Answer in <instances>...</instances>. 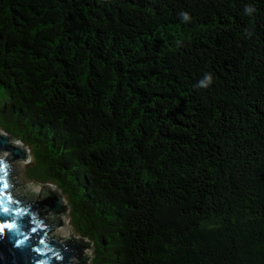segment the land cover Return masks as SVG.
I'll use <instances>...</instances> for the list:
<instances>
[{"label":"trees","instance_id":"obj_1","mask_svg":"<svg viewBox=\"0 0 264 264\" xmlns=\"http://www.w3.org/2000/svg\"><path fill=\"white\" fill-rule=\"evenodd\" d=\"M0 93L98 264H264V0H0Z\"/></svg>","mask_w":264,"mask_h":264},{"label":"water","instance_id":"obj_2","mask_svg":"<svg viewBox=\"0 0 264 264\" xmlns=\"http://www.w3.org/2000/svg\"><path fill=\"white\" fill-rule=\"evenodd\" d=\"M2 132L0 131V141L3 142L0 161L5 163L0 170V193H3L0 203L10 211H0V223H15L17 227L6 229L0 234V264H85L82 259L84 246L79 240L84 244L86 239L64 243L48 237L50 229L58 226L59 221L62 224L59 217L71 208L63 200L61 190L54 184H47L45 187H53L55 193L49 192L44 199L38 201L25 198L19 178L14 172V164L31 159L30 150L13 135L3 130ZM4 183H7V188L3 187ZM48 212L50 216H47ZM33 228L36 229L35 232L32 231ZM41 240L44 243H40ZM18 242L22 243L17 246Z\"/></svg>","mask_w":264,"mask_h":264},{"label":"rangeland","instance_id":"obj_3","mask_svg":"<svg viewBox=\"0 0 264 264\" xmlns=\"http://www.w3.org/2000/svg\"><path fill=\"white\" fill-rule=\"evenodd\" d=\"M4 98V101H5V98H7V95L6 93H0V97ZM0 131L2 132V129L0 128ZM22 142V141H21ZM19 143V142H18ZM23 143V142H22ZM24 145V144H23ZM30 150V149H29ZM31 153V152H30ZM32 157V156H31ZM27 165H29V160L27 163L23 162V161H18L14 164V172L16 173V175L18 176L19 178V184H20V188H21V191H22V194L24 195L25 198H27L28 200L30 201H38V200H42L44 199V197L46 196L45 192L44 193H41V195H32V194H29L26 192V186L27 185H33V184H36L37 182L35 181H28L26 180L24 177H23V169L24 167H26ZM36 168H39L41 167L40 165H33ZM30 183V184H29ZM47 184H51V183H46V184H43V183H38L36 184V187H38V190L41 186H44L45 185L47 186ZM43 188V187H42ZM59 189V188H58ZM30 197V198H29ZM64 199L66 200V198L64 197ZM68 203V202H67ZM70 206V205H69ZM71 209V208H70ZM68 215H69V220L67 222V225L65 226H62L60 224V221H59V225L50 229L48 231V237L50 239H53V240H57L59 242H64V243H67V242H76L78 239H80L79 236L76 235V233L74 232L72 226H71V216H70V210L68 212ZM47 216H50V212L47 213ZM64 216L61 217V219L63 218ZM62 222V221H61ZM64 224V222H63ZM69 231H68V230ZM50 233V234H49ZM66 233H68L70 235V233L72 234L70 237H66ZM74 236V237H73ZM63 237V238H61ZM74 238V239H73ZM64 240V241H63ZM80 241V244H82V246H84V248L82 249V259H83V262L85 264H98V256L99 254L95 251V247L93 246H90V243H88L87 241H85V245ZM86 242L88 243L89 247L87 246ZM87 253V255L85 254ZM84 256V257H83ZM100 264V263H99Z\"/></svg>","mask_w":264,"mask_h":264},{"label":"bare ground","instance_id":"obj_4","mask_svg":"<svg viewBox=\"0 0 264 264\" xmlns=\"http://www.w3.org/2000/svg\"><path fill=\"white\" fill-rule=\"evenodd\" d=\"M3 133V132H2ZM31 158V157H30ZM28 160H29V163H30V161H31V159H26V160H21V161H23V162H25V163H27L28 162ZM30 184V183H29ZM43 187V188H42ZM26 192L27 193H29V194H32V195H41V193H44L45 192V194L47 195L49 192H54L55 193V191H54V189H53V187H44V186H41L40 188H39V190H38V187H36V184H33V185H27L26 186ZM58 193V192H57ZM63 198V200L65 201V199H64V197H62ZM66 202V201H65ZM62 216H64L62 219H61V217ZM59 219L60 220H62V226H65V225H67V222H68V220H69V215H68V211L65 213V214H63V215H61L60 217H59ZM63 222H64V224H63ZM68 230V229H67ZM69 231V230H68ZM50 234V233H49ZM72 234L70 233V235L68 234V233H66V237H70ZM74 237V236H73ZM61 238H63V237H61ZM74 239V238H73ZM64 241V240H63ZM86 241L88 242V243H90V246H92V243L89 241V240H87L86 239ZM80 242V241H79ZM86 242V244H87V246L89 247V245H88V243ZM85 243V242H84ZM85 254V253H84ZM85 255H87V253L85 254ZM84 257V256H83Z\"/></svg>","mask_w":264,"mask_h":264},{"label":"snow or ice","instance_id":"obj_5","mask_svg":"<svg viewBox=\"0 0 264 264\" xmlns=\"http://www.w3.org/2000/svg\"><path fill=\"white\" fill-rule=\"evenodd\" d=\"M0 147H3V142L0 141ZM4 161H0V170L3 169L4 167ZM4 188H7L8 185L7 183H4L3 185ZM3 193H0V196H2ZM10 199V198H9ZM0 211H3L4 213H9V209L7 207H5L2 203H0ZM17 227V225L15 223H0V234H3L5 232V230H12V229H15ZM33 232L36 231L35 228L32 229ZM22 243V242H18L17 246H19V244ZM40 243H44L43 240L40 241Z\"/></svg>","mask_w":264,"mask_h":264},{"label":"clouds","instance_id":"obj_6","mask_svg":"<svg viewBox=\"0 0 264 264\" xmlns=\"http://www.w3.org/2000/svg\"><path fill=\"white\" fill-rule=\"evenodd\" d=\"M208 80V77H205V81H203L202 83L206 82Z\"/></svg>","mask_w":264,"mask_h":264}]
</instances>
